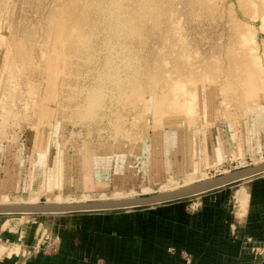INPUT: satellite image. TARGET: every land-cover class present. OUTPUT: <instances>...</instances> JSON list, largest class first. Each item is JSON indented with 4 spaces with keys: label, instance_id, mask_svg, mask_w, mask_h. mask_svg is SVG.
<instances>
[{
    "label": "rangeland",
    "instance_id": "374dc122",
    "mask_svg": "<svg viewBox=\"0 0 264 264\" xmlns=\"http://www.w3.org/2000/svg\"><path fill=\"white\" fill-rule=\"evenodd\" d=\"M260 163L264 0H0V204L141 197ZM263 176L208 193L235 201ZM74 214L0 228L55 243Z\"/></svg>",
    "mask_w": 264,
    "mask_h": 264
},
{
    "label": "crops",
    "instance_id": "0c3cea01",
    "mask_svg": "<svg viewBox=\"0 0 264 264\" xmlns=\"http://www.w3.org/2000/svg\"><path fill=\"white\" fill-rule=\"evenodd\" d=\"M230 191L200 195L193 210L182 199L65 216L55 243L1 227L0 264H264V176L235 201Z\"/></svg>",
    "mask_w": 264,
    "mask_h": 264
},
{
    "label": "water",
    "instance_id": "95a60500",
    "mask_svg": "<svg viewBox=\"0 0 264 264\" xmlns=\"http://www.w3.org/2000/svg\"><path fill=\"white\" fill-rule=\"evenodd\" d=\"M264 173V163L235 170L217 177L201 180L180 189L153 195L117 199L99 200L81 203H35V204H0V214H66L93 211L124 210L140 207L157 206L193 196L203 195L226 186L245 181Z\"/></svg>",
    "mask_w": 264,
    "mask_h": 264
},
{
    "label": "bare ground",
    "instance_id": "6f19581e",
    "mask_svg": "<svg viewBox=\"0 0 264 264\" xmlns=\"http://www.w3.org/2000/svg\"><path fill=\"white\" fill-rule=\"evenodd\" d=\"M257 165V164H256ZM192 183H194V182H188V183H186V185H189V184H192ZM186 185H184V186H186ZM183 187V186H182ZM181 188V187H180ZM180 188H176V189H172V190H169V191H173V190H177V189H180ZM164 192H168V191H164ZM117 199H125V198H122V197H114V199H101V200H117ZM58 201V200H57ZM56 201V203H81V202H89L88 200H80V201H68V199H67V201H58L57 202ZM91 201V200H90ZM95 201H99V200H95ZM37 203H39V202H37ZM24 204H35V203H24ZM45 232V231H44Z\"/></svg>",
    "mask_w": 264,
    "mask_h": 264
}]
</instances>
